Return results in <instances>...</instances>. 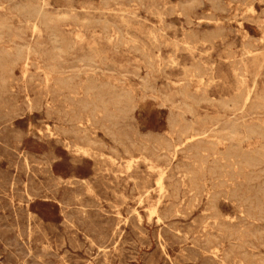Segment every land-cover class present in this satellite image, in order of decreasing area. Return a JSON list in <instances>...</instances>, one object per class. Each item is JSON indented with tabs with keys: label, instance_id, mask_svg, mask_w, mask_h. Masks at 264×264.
I'll use <instances>...</instances> for the list:
<instances>
[{
	"label": "rangeland",
	"instance_id": "1",
	"mask_svg": "<svg viewBox=\"0 0 264 264\" xmlns=\"http://www.w3.org/2000/svg\"><path fill=\"white\" fill-rule=\"evenodd\" d=\"M212 1L0 0V264H264V1Z\"/></svg>",
	"mask_w": 264,
	"mask_h": 264
},
{
	"label": "bare ground",
	"instance_id": "2",
	"mask_svg": "<svg viewBox=\"0 0 264 264\" xmlns=\"http://www.w3.org/2000/svg\"><path fill=\"white\" fill-rule=\"evenodd\" d=\"M212 1V0H211ZM216 1V0H215ZM261 1V0H260ZM264 1V0H263ZM212 3H213V1H212ZM217 4V3H216ZM214 5V4H213ZM254 5V4H253ZM214 7V6H213ZM215 8V7H214ZM226 9V8H225ZM241 9V8H240ZM99 10V9H98ZM255 10V9H254ZM264 10V9H263ZM224 11V10H223ZM34 15H33V17H34V19H35V21L33 22V28H34V30H37V29H39V24H41V23H45V24H47V20L49 19L50 20V18L48 17V15H47V13L43 10V7L41 6V5H38V6H36L35 8H34ZM261 13V12H260ZM66 14V13H65ZM262 14V13H261ZM85 15V14H84ZM211 15H215V14H211ZM210 15V16H211ZM62 16V15H61ZM66 16H68V14L66 15ZM65 16V17H66ZM70 16V15H69ZM260 16V15H259ZM63 17H64V15H63ZM77 17V16H76ZM215 18V17H214ZM261 18V17H260ZM83 20V19H82ZM86 20H88V19H86ZM255 20V19H254ZM84 21V20H83ZM85 22V21H84ZM183 26H185V25H183ZM158 28V27H157ZM163 32V31H162ZM249 33V32H248ZM156 34V33H155ZM195 34V33H194ZM56 35H59V34H56ZM161 35V34H160ZM215 36V35H214ZM211 37V36H210ZM252 37H254V36H252ZM215 38V37H214ZM156 39V38H155ZM211 39V38H210ZM177 40V39H176ZM209 42H210V40H208ZM170 41H168V43H169ZM177 42V41H176ZM169 44H171V43H169ZM188 44V43H187ZM185 45H186V43H185ZM245 45V44H244ZM253 46V45H252ZM155 51V50H154ZM207 52H208V50H207ZM159 55V54H158ZM201 69V68H200ZM241 77H242V75H241ZM203 78V77H202ZM191 80V79H190ZM203 81V80H202ZM23 82V81H22ZM8 83V82H7ZM10 83H12V82H10ZM23 84V83H22ZM202 84V83H201ZM6 85H8V84H6ZM11 86V85H10ZM9 86V87H10ZM6 88H8V86L6 87ZM5 88V89H6ZM4 90V89H3ZM7 91H8V89H6ZM27 91V90H26ZM9 92V91H8ZM183 93H185V95L186 96H190V95H187L186 93L187 92H184L183 91ZM251 93H252V91L250 90V89H247L246 90V92L241 96V98H240V103H239V105L240 106H245V105H247V103L250 101V99H251ZM5 95V94H4ZM1 96V95H0ZM11 96V95H10ZM12 96H13V94H12ZM2 98V96L0 97V99ZM18 98V97H17ZM3 99V98H2ZM1 99V100H2ZM5 99V98H4ZM7 100V99H6ZM9 101V100H8ZM7 101V102H8ZM1 102V101H0ZM4 102V101H3ZM2 102V103H3ZM10 102V105H11V100L9 101ZM13 102V101H12ZM239 102V100L237 101V102H235L234 101V103H238ZM19 103V102H18ZM6 104H9V103H6ZM6 104L4 105V107L3 108H5V106H6ZM9 105V106H10ZM8 106V105H7ZM12 106V105H11ZM19 106V105H18ZM14 107H15V105H14ZM13 107V108H14ZM24 107V106H23ZM31 107V106H30ZM231 107V106H230ZM7 108V107H6ZM9 108V107H8ZM11 109H12V107H11ZM10 109V110H11ZM3 111V110H2ZM4 111H5V109H4ZM9 111V110H8ZM13 111V110H12ZM18 111V110H17ZM30 111H31V109H30ZM9 112H11V111H9ZM14 113H15V111H13ZM5 113V112H4ZM6 113H7V111H6ZM5 113V114H6ZM12 113V112H11ZM8 114V113H7ZM19 114V113H18ZM3 115V114H2ZM17 115V114H16ZM20 115V114H19ZM6 116V115H5ZM4 116V117H5ZM7 117V116H6ZM19 117V116H18ZM21 117V116H20ZM3 118V117H2ZM1 119V118H0ZM11 119V118H10ZM73 119V118H72ZM8 120V119H7ZM90 120V119H89ZM5 121V120H4ZM42 121V120H41ZM67 121H69V120H67ZM77 121V120H76ZM83 121V120H82ZM79 122H81V121H79ZM4 123V122H3ZM2 123V124H3ZM9 123V122H8ZM7 123V124H8ZM10 124H11V122H10ZM14 124V123H13ZM15 125H16V123H15ZM46 125H48V124H46ZM50 125V124H49ZM55 125V124H54ZM57 125V124H56ZM81 125V124H80ZM17 126V125H16ZM63 126H64V124H63ZM82 126V125H81ZM183 127H181V134H182V137H181V140L178 142V144H175L174 145V147H173V154H174V152H177L180 148H181V146L183 145H186V144H188V143H190V142H194V141H197L199 138H200V136H202L206 131H205V129H197V130H195L192 126H189V125H182ZM48 127V126H47ZM59 127H61V126H58V128ZM11 128V127H10ZM49 129H52V128H49ZM59 129H61V128H59ZM85 129V128H84ZM87 129V128H86ZM48 130V129H47ZM58 130V129H57ZM64 130H65V132H66V129L64 128ZM75 130V129H74ZM230 132H231V141L233 142L232 143V152H233V155H235V156H237L238 158H240L246 165H249V164H252V163H254L255 161H257V155L255 154V153H246V152H243V151H241V145H242V139H241V137H239V129H238V127H237V125H233V124H231V126H230ZM1 131V130H0ZM5 131V130H4ZM8 131V130H7ZM18 131H19V129H18ZM63 130H61L60 132H62ZM68 131V130H67ZM84 131V130H83ZM30 132V131H29ZM44 132V131H43ZM45 132H47V131H45ZM53 132V131H52ZM86 132V131H85ZM84 132V133H85ZM57 133H59V132H57ZM12 134V133H11ZM21 134V133H20ZM19 134V135H20ZM50 134V133H49ZM53 134V133H52ZM63 134H64V131H63ZM83 134V133H82ZM16 135H18L17 133H16ZM15 135V136H16ZM18 135V136H19ZM23 135V134H22ZM43 135V134H42ZM51 135V134H50ZM64 135H66V134H64ZM13 136V135H12ZM11 136V137H12ZM45 136V135H44ZM80 136V135H79ZM82 136V135H81ZM14 137V136H13ZM17 137V136H16ZM59 137H61V136H59ZM249 137V136H248ZM5 138V137H4ZM48 138V137H47ZM49 138H50V136H49ZM86 138V137H85ZM3 139V138H2ZM41 139H43V138H41ZM87 139V138H86ZM14 140H16V138L14 139ZM9 141V140H8ZM46 141V140H45ZM54 141V140H53ZM56 141V140H55ZM59 141V140H58ZM82 141V140H81ZM12 142H14V141H12ZM24 142V141H23ZM85 142V141H84ZM90 142V141H89ZM19 143H21V142H19ZM61 143V142H60ZM66 143V142H65ZM64 143V144H65ZM68 143V142H67ZM11 144V142H9V145ZM94 144V143H93ZM13 146H14V143L12 144ZM16 145H18V143L16 144ZM66 145V144H65ZM22 146V145H21ZM20 146V147H21ZM67 146H68V144H67ZM90 146H92L91 144H90ZM2 147H4V146H2ZM7 147V146H6ZM70 147V146H69ZM72 147V146H71ZM93 147V146H92ZM109 147V146H108ZM10 148V147H9ZM53 148V147H52ZM80 148V147H79ZM78 148V149H79ZM95 148H96V146H95ZM97 148H102V150H103V147H97ZM96 148V149H97ZM106 148V147H105ZM16 149H17V147H16ZM20 149V148H19ZM68 149V148H67ZM88 149V148H87ZM100 149L98 150V151H100ZM12 150H14V149H12ZM27 150V149H26ZM44 150V149H43ZM54 150V149H53ZM72 150V149H71ZM80 150V149H79ZM92 150V149H91ZM101 150V151H102ZM2 151V150H1ZM4 151V150H3ZM21 151V150H20ZM46 151V150H45ZM87 151V150H86ZM85 151V152H86ZM100 151V152H101ZM30 152V151H29ZM77 152H79V151H77ZM84 152V151H83ZM92 152V151H91ZM70 153H72L71 151H70ZM103 153V152H102ZM43 154H45V153H43ZM90 154V152L88 153V155ZM93 154V153H92ZM104 154V153H103ZM107 154V153H106ZM21 155V154H20ZM19 155V156H20ZM46 155H47V153H46ZM50 155V154H49ZM97 155V154H96ZM112 155V154H111ZM8 156V155H7ZM27 156H28V154H27ZM33 156V155H32ZM108 156V155H107ZM9 157V156H8ZM23 157V156H22ZM102 157H104V156H102ZM21 158V157H20ZM37 158V157H36ZM35 158V159H36ZM92 158V157H91ZM118 158H119V156H118ZM18 159V158H17ZM40 159V158H39ZM38 159V160H39ZM42 159V158H41ZM45 159V158H44ZM51 159V158H50ZM54 159V158H53ZM112 159V158H111ZM117 159V158H116ZM9 160V159H8ZM28 160V159H27ZM113 160V159H112ZM26 161V160H25ZM29 161H30V159H29ZM157 161V160H156ZM15 162V161H14ZM32 162V161H31ZM36 162V161H35ZM128 162H131V160H128ZM9 163V162H8ZM24 163V162H23ZM30 163V162H29ZM36 163H39V161H37ZM104 163V162H103ZM10 164V163H9ZM42 164V163H41ZM50 164V163H49ZM52 164L53 163H51V166H52ZM105 164V163H104ZM11 165V164H10ZM14 165V164H13ZM28 166V165H27ZM23 167V166H22ZM26 167V166H25ZM100 167H101V165H100ZM132 167V166H131ZM3 168V167H2ZM17 168V167H16ZM41 168V167H40ZM45 168V167H44ZM43 168V169H44ZM1 169V168H0ZM3 169H5V168H3ZM11 169V168H10ZM14 169V168H13ZM28 169V168H27ZM42 169V168H41ZM128 169V168H127ZM9 170V169H8ZM22 170V169H21ZM5 171V170H4ZM108 171V170H107ZM188 171V170H187ZM3 172V171H2ZM40 172V171H39ZM42 172H44V171H42ZM12 173V172H11ZM16 173V172H15ZM36 173V172H35ZM38 173V172H37ZM36 173V174H37ZM45 173V172H44ZM75 173H76V171H75ZM17 174V173H16ZM45 174H47V173H45ZM164 174H165V172H164ZM8 175H10V174H8ZM27 175V174H26ZM185 175V174H184ZM25 176V175H24ZM49 176V175H48ZM70 176V175H69ZM10 177V176H9ZM12 177H14V176H12ZM27 177V176H26ZM57 177V176H56ZM76 177V176H75ZM51 178V177H50ZM69 178V177H68ZM163 178V177H162ZM23 179V178H22ZM39 179V178H38ZM77 179V178H76ZM79 179V178H78ZM2 180V179H1ZM34 180V179H33ZM32 180V181H33ZM43 180V179H42ZM23 181V180H22ZM27 181V180H26ZM25 181V182H26ZM52 181V180H51ZM68 181V180H67ZM70 181V180H69ZM82 181V180H81ZM86 181V180H85ZM64 182V181H63ZM87 182V181H86ZM36 183V182H35ZM42 183V182H41ZM47 183H49V182H47ZM68 183V182H67ZM66 183V184H67ZM83 183V182H82ZM89 183V182H88ZM87 183V184H88ZM163 183V182H162ZM4 184V183H3ZM37 184V183H36ZM84 184H85V182H84ZM20 185V184H19ZM24 185V184H23ZM30 185H31V183H30ZM48 185V184H47ZM59 185V184H58ZM11 186H12V184H11ZM78 186H79V184H78ZM80 186H82V185H80ZM84 186V185H83ZM39 188H40V186H38ZM48 187V186H47ZM60 187H61V185H60ZM65 187V186H64ZM67 187V186H66ZM133 187V186H132ZM169 187V186H168ZM42 188V187H41ZM44 188V187H43ZM68 188V187H67ZM76 188V187H75ZM85 188V187H84ZM161 188L163 189V188H165V186H163L162 184H161ZM9 189H10V187H9ZM70 189V188H69ZM135 189V188H134ZM166 189V188H165ZM165 189H163V190H165ZM32 190V189H31ZM53 190V189H52ZM67 190V189H66ZM74 190V189H73ZM77 190V189H76ZM26 191V190H25ZM27 191H28V189H27ZM32 191H34V190H32ZM65 191V190H64ZM84 191V190H83ZM134 191V190H133ZM162 191V190H161ZM175 191V190H174ZM46 192V191H45ZM49 192V191H48ZM60 192V191H59ZM62 192V191H61ZM69 192V191H68ZM85 192V191H84ZM177 192V191H176ZM9 193V192H8ZM14 193H16V192H14ZM42 193V192H41ZM73 193V192H72ZM82 193V192H81ZM113 193H115V192H113ZM148 193H150V192H148ZM164 193V192H163ZM7 194V193H6ZM24 194H26V193H24ZM70 194V193H69ZM120 194V193H119ZM2 195V194H1ZM10 195V194H9ZM53 195V194H52ZM67 195V194H66ZM84 195H85V193H84ZM118 195V194H117ZM116 195V196H117ZM164 195V194H163ZM208 195H210V194H208ZM212 195V194H211ZM7 196V195H6ZM25 196V195H24ZM50 196V195H49ZM69 196V195H68ZM73 196V195H72ZM78 196V195H77ZM82 195H80V198H82L81 197ZM127 196V195H126ZM150 196V195H149ZM161 196V195H160ZM55 197V196H54ZM70 197V196H69ZM76 197V196H75ZM118 197V196H117ZM168 197V196H167ZM33 198V197H32ZM40 198V197H39ZM71 198H73V197H71ZM78 198V197H77ZM100 198V197H99ZM171 198V197H170ZM7 199V198H6ZM28 199V198H27ZM34 199V198H33ZM55 199H56V197H55ZM60 199V198H59ZM58 199V200H59ZM64 199H65V197H64ZM63 199V200H64ZM83 199V198H82ZM158 199V198H157ZM168 199V198H167ZM9 200V199H8ZM85 200V199H84ZM87 200V199H86ZM92 200H94V199H92ZM55 201V200H54ZM70 201V200H69ZM80 201H81V199H80ZM91 201V200H90ZM123 201V200H122ZM9 202V201H8ZM96 202V201H95ZM142 202V201H141ZM140 202V203H141ZM161 202V199L160 200H158V202H157V204H159ZM191 202V201H190ZM10 203V202H9ZM61 203V202H60ZM63 203V202H62ZM66 203V202H65ZM67 203H69V202H67ZM71 203V202H70ZM90 203V202H89ZM107 203H109V202H107ZM125 202L123 201V204H124ZM8 204V203H7ZM11 204V203H10ZM87 204V203H86ZM110 204V203H109ZM113 204H115V203H113ZM15 205V204H14ZM62 205V204H61ZM68 205V204H67ZM76 205V204H75ZM99 205V204H98ZM2 206V205H1ZM29 206V205H28ZM77 206H79V205H77ZM89 206V205H88ZM92 206V205H91ZM93 206H94V202H93ZM155 206H157V205H155ZM84 208V207H83ZM88 208V207H87ZM99 208H101L100 206H99ZM118 208V207H117ZM117 208H115V209H117ZM239 208H240V206H239ZM242 208V207H241ZM96 209V208H95ZM106 209V208H105ZM220 209V208H219ZM15 210V209H14ZM62 210V209H61ZM67 210V209H66ZM93 210V209H92ZM102 210H104V209H102ZM8 211V210H7ZM13 211V210H12ZM18 211V210H17ZM25 211V210H24ZM28 211V210H27ZM71 211V210H70ZM106 211V210H105ZM138 211V210H137ZM136 211V212H137ZM157 211H159V210H157ZM32 212V211H31ZM35 212V211H34ZM73 212H75V211H73ZM73 212H71V213H73ZM99 212H101V211H99ZM108 212H110V211H108ZM135 212V211H134ZM147 212H148V210H147ZM27 213V212H26ZM67 213V212H66ZM90 213V212H89ZM93 213H95V212H93ZM128 213H129V210H128ZM158 213V212H157ZM180 213V212H179ZM250 213V212H249ZM31 214V213H30ZM64 214V213H63ZM74 214V213H73ZM96 214V213H95ZM140 214V213H139ZM142 214V213H141ZM160 214H162V213H160ZM83 215V214H82ZM99 215V214H98ZM136 215V214H135ZM151 215V214H150ZM223 215V214H222ZM229 215V214H228ZM231 215V214H230ZM233 215V214H232ZM13 216V215H12ZM96 216V215H95ZM132 216H134V215H132ZM131 216V217H132ZM160 216V215H159ZM162 216V215H161ZM226 216V215H225ZM235 216V215H234ZM25 217V216H24ZM76 217V216H75ZM74 217V218H75ZM77 217H79V216H77ZM97 217L98 216H96V219H97ZM100 217V216H99ZM105 217V216H104ZM137 217V216H136ZM163 217V216H162ZM161 217V218H162ZM218 217V219L219 218H221V216H217ZM250 217V216H249ZM101 218V217H100ZM110 218V217H109ZM126 218V217H125ZM129 218V217H128ZM150 218V217H149ZM223 218V217H222ZM222 218L220 219V220H222ZM226 218V217H225ZM232 218V217H231ZM86 219H88V218H86ZM95 219V218H94ZM95 219V220H96ZM111 219V218H110ZM115 219V218H114ZM135 219V218H134ZM141 219V218H140ZM139 219V220H140ZM163 219V218H162ZM216 219V218H215ZM218 219H216V220H218ZM230 219V218H229ZM228 219V220H229ZM14 220V219H13ZM20 220V219H19ZM91 220V219H90ZM116 220V219H115ZM127 220H129V219H127ZM133 220V219H132ZM142 220V219H141ZM140 220V221H141ZM223 220H225L224 218H223ZM227 220V219H226ZM225 220V221H226ZM233 220V219H232ZM237 220V219H236ZM260 220V219H259ZM8 221V220H7ZM6 221V222H7ZM11 221V220H10ZM80 221V220H79ZM79 221H78V224H79ZM87 221V220H86ZM92 221V220H91ZM134 221V220H133ZM149 221V220H148ZM209 221V220H208ZM231 221V220H230ZM238 221H240V219H238ZM20 222V221H19ZM69 222V221H68ZM76 222V221H75ZM88 222H89V220H88ZM106 222V221H105ZM113 222V221H112ZM117 223H118V220L116 221ZM135 222V221H134ZM139 222V221H138ZM216 222V221H215ZM232 222V221H231ZM235 222V221H234ZM234 222H233V224H234ZM21 223V222H20ZM65 223V222H64ZM70 223H72V222H70ZM100 223H101V221H100ZM117 223H115V225L117 224ZM136 223V222H135ZM141 223H142V221H141ZM148 223V222H147ZM156 223H159V222H156ZM174 223V222H173ZM176 223V222H175ZM178 223H180L179 222V220H178ZM205 223V222H204ZM208 223V222H207ZM218 223H220V222H218ZM225 223V222H224ZM223 223V224H224ZM240 223H241V221H240ZM243 223V222H242ZM250 223V222H249ZM12 224V223H11ZM99 224V223H98ZM111 224V223H110ZM109 224V225H110ZM138 224V223H137ZM233 224H231V225H233ZM246 224V223H245ZM1 225V224H0ZM8 225H9V223H8ZM14 225V224H13ZM33 225V224H32ZM80 225V224H79ZM112 225H113V223H112ZM164 225H165V223H164ZM174 225V224H173ZM172 225V226H173ZM218 225V224H217ZM241 225V224H240ZM243 225V224H242ZM241 225V226H242ZM248 225V224H247ZM2 226V225H1ZM29 226V225H28ZM82 226V225H81ZM84 226V225H83ZM90 226V225H89ZM105 226V225H104ZM133 226V225H132ZM145 226V225H144ZM172 226L170 225L169 227L170 228H172ZM211 226V225H210ZM220 226H222V225H220ZM252 226V225H251ZM254 227V226H253ZM14 228V227H13ZM12 228V229H13ZM16 229H17V227H15ZM14 228V229H15ZM87 228V227H86ZM106 228V227H105ZM110 228V227H109ZM113 228V227H112ZM142 228V227H141ZM173 228H175V226H173ZM207 228V227H206ZM213 228V227H212ZM243 228V227H242ZM22 229H23V227H22ZM31 229V228H30ZM121 229V228H120ZM157 229V228H156ZM176 229V228H175ZM215 229V228H214ZM213 229V230H214ZM91 230V229H90ZM109 230V229H108ZM113 230V229H112ZM163 230V229H162ZM166 230V229H165ZM169 230V229H168ZM168 230H167V232H168ZM177 230V229H176ZM221 231H222V228L220 229ZM219 230V231H220ZM258 230V229H257ZM260 230V229H259ZM263 230H264V228H263ZM15 231V230H14ZM29 231V230H28ZM59 231V230H58ZM114 231V230H113ZM205 231H207V230H205ZM204 231V232H205ZM215 231V230H214ZM217 231V230H216ZM16 232V231H15ZM31 232V231H30ZM91 232H92V230H91ZM121 232V231H120ZM119 232V233H120ZM123 232V231H122ZM122 232H121V234H122ZM146 232V231H145ZM161 232V231H160ZM166 232V233H167ZM171 232V231H170ZM178 232V231H177ZM223 232V231H222ZM226 231H224V233H225ZM76 233V232H75ZM85 233V232H84ZM107 233H108V231H107ZM106 233V234H107ZM116 233H118V232H116ZM162 233V232H161ZM181 233V232H180ZM207 233V232H206ZM220 233V232H219ZM16 234V233H15ZM20 234V233H19ZM114 234V233H113ZM120 234V235H121ZM168 234H169V232H168ZM177 234V233H176ZM199 234V233H198ZM202 234V233H201ZM222 234V233H221ZM220 234V235H221ZM86 235V234H85ZM95 235V234H94ZM97 235V234H96ZM115 235V234H114ZM119 235V236H120ZM142 235V234H141ZM197 235V234H196ZM214 235H216V234H214ZM222 235H224V234H222ZM9 236V235H8ZM18 236V235H17ZM88 236V235H87ZM139 236V235H138ZM153 236H155V235H153ZM166 236V235H165ZM173 236H175L174 234H173ZM177 236H179V235H177ZM243 236V235H242ZM30 237V236H29ZM116 237V236H115ZM135 237H136V235H135ZM181 237V236H180ZM210 237V236H209ZM217 237V236H216ZM219 237V236H218ZM223 237V236H222ZM76 238V237H75ZM74 238V239H75ZM88 238V237H87ZM146 238V237H145ZM149 238V237H148ZM156 238V237H155ZM208 238V237H207ZM9 239V238H8ZM69 239V238H68ZM115 239V238H114ZM128 239V238H127ZM139 239H142V238H139ZM167 239H170V238H167ZM220 239V238H219ZM238 239V238H237ZM243 239V238H242ZM23 240H24V238H23ZM136 240V239H135ZM147 240V239H146ZM171 240H173V239H171ZM174 240H176V239H174ZM179 240H180V238H179ZM197 240V239H196ZM227 240V239H226ZM229 240V239H228ZM235 240V239H234ZM12 241V240H11ZM75 241V240H74ZM130 241V240H129ZM140 241V240H139ZM157 241V240H156ZM177 241V240H176ZM184 241V240H183ZM188 241V240H187ZM192 241V240H191ZM198 241V240H197ZM22 242V241H21ZM70 242V241H69ZM77 242V241H76ZM76 242H75V245H76ZM108 242V241H107ZM142 242H143V240H142ZM152 242V241H151ZM180 242V241H179ZM178 242V243H179ZM193 242V241H192ZM211 242H212V240H211ZM218 242V241H217ZM231 241H229V243H230ZM235 242V241H234ZM237 242V241H236ZM240 242V241H239ZM243 242V241H242ZM85 243V242H84ZM83 243V244H84ZM116 243V242H115ZM167 243V242H166ZM177 243V244H178ZM223 243V242H222ZM233 243V242H232ZM241 243V242H240ZM30 244V243H29ZM34 244V243H33ZM38 244V243H37ZM108 244V243H107ZM110 244V243H109ZM159 244V243H158ZM197 244V246L199 245V243H196ZM243 244V243H242ZM241 244V245H242ZM66 245V244H65ZM169 245H172V244H169ZM200 245H202V244H200ZM212 245V244H211ZM218 245H220V243L218 242ZM224 245V244H223ZM25 246V245H24ZM78 246V245H77ZM124 246V245H123ZM162 246V245H161ZM205 245H203V247H204ZM209 246H210V244H209ZM214 246V245H213ZM222 246V245H221ZM4 247V246H3ZM27 247V246H26ZM52 247V246H51ZM72 247V246H71ZM90 247V246H89ZM93 247V246H92ZM98 247V246H97ZM111 247V246H110ZM196 247V246H195ZM202 247V248H203ZM211 247V246H210ZM236 247V246H235ZM238 247V246H237ZM236 247V248H237ZM248 248H249V246H247ZM39 248V247H38ZM38 248H36V249H38ZM42 248V247H41ZM73 248H75V247H73ZM198 248V247H197ZM206 248V247H205ZM204 248V250H206ZM209 247H207V249H208ZM213 248V247H212ZM215 248V247H214ZM221 248V247H220ZM228 248V247H227ZM256 248V247H255ZM51 249V248H50ZM91 249V248H90ZM101 249V248H100ZM130 249V248H129ZM136 249V248H135ZM192 249H193V247H192ZM210 249V248H209ZM29 250V249H28ZM35 250V249H34ZM106 250V249H105ZM119 250V249H118ZM122 250V249H121ZM120 250V251H121ZM126 250V249H125ZM181 250V249H180ZM198 250H199V248H198ZM221 250H222V248H221ZM10 251H11V249H10ZM36 251V250H35ZM92 251V250H91ZM97 251V250H96ZM100 251V250H99ZM212 251V250H211ZM216 251V250H215ZM218 251V250H217ZM39 252V251H38ZM48 252V251H47ZM50 252V251H49ZM191 252V251H190ZM201 252V251H200ZM228 252V251H227ZM52 253V252H51ZM64 253V252H63ZM202 253V252H201ZM224 253L225 252H223L222 254H223V256H224ZM10 254V253H9ZM91 254V253H90ZM98 254V253H97ZM104 254V253H103ZM111 254V253H110ZM113 254V253H112ZM122 254V253H121ZM125 254V253H124ZM123 254V255H124ZM178 254V253H177ZM180 254H181V252H180ZM185 254V253H184ZM187 254V253H186ZM198 254V253H197ZM209 254H211V253H209ZM254 254H256V253H254ZM114 255V254H113ZM135 255V254H134ZM181 255H183V254H181ZM217 255H218V253H217ZM238 255V254H237ZM16 256V255H15ZM66 256V255H65ZM69 256V255H68ZM222 256V255H221ZM236 256V255H235ZM13 257V256H12ZM11 257V258H12ZM206 257H207V254H206ZM205 257V258H206ZM225 257V256H224ZM240 258H241V255L239 256ZM31 258V257H30ZM46 258V257H45ZM76 258V257H75ZM90 258V257H89ZM170 258V257H169ZM180 258H181V256H180ZM184 258V257H183ZM214 258H216L217 259V257H215L214 256ZM219 258V257H218ZM235 258V257H234ZM248 258H249V256H248ZM264 258V257H263ZM38 259V258H37ZM51 259V258H50ZM64 259V258H63ZM68 259V258H67ZM78 259H79V257H78ZM86 259V258H85ZM102 259H103V256H102ZM125 259V258H124ZM133 259V258H132ZM210 259V258H209ZM239 259V258H238ZM22 260V259H21ZM20 260V261H21ZM30 260V259H29ZM91 260V259H90ZM108 260V259H107ZM110 260V259H109ZM120 260V259H119ZM184 260V259H183ZM200 260V259H199ZM206 260V259H205ZM208 260V259H207ZM212 260V259H211ZM227 260H229V259H227ZM247 260V259H246ZM246 260H245V264H246ZM250 260H252V259H250ZM11 261H12V259H11ZM34 261V260H33ZM39 261V260H38ZM122 261V260H121ZM203 261V260H202ZM216 261V260H215ZM221 261V260H220ZM223 261V260H222ZM225 261V260H224ZM232 261V260H231ZM257 261V260H256ZM41 262H42V260H41ZM52 262V261H51ZM78 262V261H77ZM110 262V261H109ZM171 262H172V260H171ZM178 262V261H177ZM186 262V261H185ZM213 262V261H212ZM234 262V261H233ZM236 262V261H235ZM243 262H244V259H243ZM255 262V261H254ZM253 262V263H254ZM23 263V262H22ZM29 263V262H28ZM69 263V262H68ZM88 263H89V261H88ZM94 263V262H93ZM92 263V264H93ZM114 263V262H113ZM123 263V262H122ZM176 263V262H175ZM223 262H221V264H222ZM227 263H228V261H227ZM229 263H230V261H229ZM241 263V262H240ZM247 263H249V262H247ZM259 263V262H258ZM43 264H45V263H43ZM71 264H73V263H71ZM77 264V263H76ZM180 264V263H179ZM230 264H232V262L230 263Z\"/></svg>",
	"mask_w": 264,
	"mask_h": 264
}]
</instances>
